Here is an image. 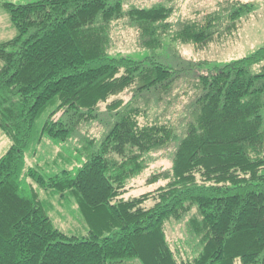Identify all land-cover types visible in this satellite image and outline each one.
<instances>
[{"label": "trees", "instance_id": "1", "mask_svg": "<svg viewBox=\"0 0 264 264\" xmlns=\"http://www.w3.org/2000/svg\"><path fill=\"white\" fill-rule=\"evenodd\" d=\"M3 5L17 33L0 42V131L11 139L0 156V264H264V45L224 63L187 60L179 67L155 52L170 40L205 47L238 27L255 3L225 0L204 22L178 26L170 20L173 6L163 1ZM124 18L148 54L111 50L113 27ZM182 73L190 80L182 92L188 115L178 135L163 115L149 116L170 102ZM127 90L125 100L120 94ZM100 120L106 128L100 139L82 134L85 123ZM76 135L88 146L78 169L48 173L26 164L33 141L62 144ZM164 150L170 167L146 182L165 183L124 197ZM23 173L33 180L29 191ZM37 187L75 195L89 231L60 229ZM195 206L187 226L200 250L185 258L166 225Z\"/></svg>", "mask_w": 264, "mask_h": 264}, {"label": "rangeland", "instance_id": "2", "mask_svg": "<svg viewBox=\"0 0 264 264\" xmlns=\"http://www.w3.org/2000/svg\"><path fill=\"white\" fill-rule=\"evenodd\" d=\"M6 1L26 2L32 0H0V42L12 38L16 35L17 30L13 25L9 12L4 7ZM128 5L135 3L143 6L152 5L155 2L163 1L174 8L173 14L170 17L172 22H176L178 26L181 22L187 19L204 22L209 13L219 8V3L225 0H126ZM255 3V8L248 16L243 17L234 30L231 32L224 31L221 37L215 39L205 47H198L193 41L180 43L178 40H170L164 47L158 48L155 52L158 57L165 63L171 64L174 67L184 65L187 60H211L218 63H224L234 58H238L255 51L258 47L264 45V0H243ZM128 21L124 18L116 21L112 30V47L111 50L117 52L130 53L132 55H146L150 49L139 46L138 31L128 25ZM152 52V51H151ZM1 64V61H0ZM189 74L182 73L176 82V87L173 94L167 97L170 102H163L161 108L154 112L151 111L150 118L156 114L163 115L165 119H169L174 125L177 134L182 132V124L188 115L184 109L188 98L183 95V90L189 84ZM191 75V74H190ZM125 100L131 96V91L127 90L121 93ZM106 103H102L101 107L105 108ZM47 113H43L36 121L35 134L37 136L45 122ZM142 122L145 121L141 117ZM100 121H92L85 123L81 130L82 134L89 138H97L103 136L105 132L104 123ZM73 136L68 141L62 144L55 143L52 139L44 137L37 146L35 141L26 152V164L37 166L44 171L51 173L61 170L64 167L78 169L81 163L87 158L86 151L88 146H83L81 136ZM11 144L10 137L0 131V156L6 151ZM177 142H173L175 146ZM36 150L34 154L32 151ZM168 150L159 151L156 154L160 155L155 161L152 160L149 167L141 174L136 176L128 184V192L124 197L140 195L148 190L157 188L158 185L164 184V180L156 183L147 184V177L152 173L163 168L170 167L171 158H169ZM21 179L24 182L22 188L29 191L33 180L22 174ZM32 189V188H31ZM30 189V190H31ZM39 191L40 198L45 205L49 215L53 218L55 224L62 230L77 235L86 234L90 227L87 223L84 214L81 212L78 201L75 195H66L59 197L55 192L48 191L42 188H36ZM28 193V192H26ZM153 204L150 199L146 205ZM194 209L182 219H170L166 225L167 237L171 244L178 249L179 255L185 258H193L198 254L200 246H198V236L192 234L188 230L187 220L194 212ZM181 251V253H180ZM130 264H139L133 260ZM235 264H241L236 260Z\"/></svg>", "mask_w": 264, "mask_h": 264}]
</instances>
